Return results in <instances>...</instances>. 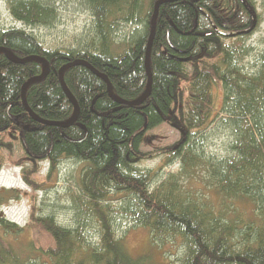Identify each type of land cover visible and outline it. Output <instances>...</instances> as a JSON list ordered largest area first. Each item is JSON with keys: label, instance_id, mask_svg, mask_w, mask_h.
<instances>
[{"label": "trees", "instance_id": "16d2710c", "mask_svg": "<svg viewBox=\"0 0 264 264\" xmlns=\"http://www.w3.org/2000/svg\"><path fill=\"white\" fill-rule=\"evenodd\" d=\"M157 1L84 0L93 18L88 33L76 46L51 48L27 29L52 27L59 16L55 1L6 0L23 27L0 29V47L16 59L0 53V132L19 139L28 161L49 163L47 181L66 160L84 165L67 195L71 220L52 212L35 217L32 209L22 228L0 216V264H153L147 255L130 254L118 234L125 223L146 228L153 244L180 239L183 253L175 264H264V53L247 68V39L255 30L238 34L254 22L246 5L260 23L256 2L162 4L149 61L151 92L138 103L148 88L145 56ZM27 57L49 64L47 76L25 92L30 109L47 122L65 124L75 115L59 72L76 60L105 75L124 103L110 96L106 80L75 65L63 80L78 120L42 124L27 112L22 89L45 65L19 62ZM216 87L223 89L224 126L232 132L231 154L221 159L206 155L200 142L218 115ZM165 122L182 127L181 147L167 151L161 167L141 169L140 160L162 154L140 150L145 133ZM175 161L178 171L163 180L162 167ZM189 182L198 186L187 188ZM15 196L1 190L0 209ZM22 230L32 237L15 248L11 242Z\"/></svg>", "mask_w": 264, "mask_h": 264}, {"label": "rangeland", "instance_id": "374dc122", "mask_svg": "<svg viewBox=\"0 0 264 264\" xmlns=\"http://www.w3.org/2000/svg\"><path fill=\"white\" fill-rule=\"evenodd\" d=\"M53 1L59 11L56 23L52 27L27 30L34 32L46 47L66 48L72 47L74 44L76 46L75 41L88 33L93 21L84 0ZM255 2L256 12L261 16V19L255 31L247 39V47L250 49V54L245 60L247 68L250 64L252 66L255 59L264 53V0H255ZM11 26L23 27L21 23L15 22L11 17L6 0H0V29ZM131 30L132 27L128 26L123 31L130 32ZM213 95L216 106L215 113L218 112V115L204 132L205 135L201 133L198 138L200 139L204 135V139H200V142L206 155L221 159L231 154L232 132L226 128V125L224 126L225 114L221 110L223 108V89L221 87L214 88ZM180 130H182L181 126L165 122L146 132L140 150L155 155L160 151L162 154L140 160L138 166L141 169L161 167L167 151L181 147L183 136ZM184 148L186 149V146ZM83 165L80 162L66 160L53 171L52 178L47 181L49 163L44 160L37 163L28 161L19 139L12 137L9 132H0V191L7 189L16 195V198L2 206L0 216L15 222L22 228L31 222L32 209H34L35 217H42L46 212H52L56 214L59 221L71 220L73 214L69 213V208H72V204L68 201L67 195L70 191L76 190L75 182ZM179 167L180 164L177 161L162 167L160 177L164 180L169 174L177 172ZM196 177L198 178V176ZM186 186L187 188H196L198 184L189 182ZM23 231L18 241H10L15 248L17 245L22 248L32 237L31 230ZM118 234L132 256L147 255L153 264H175L183 253V242L180 239L173 238L165 243L153 244L150 232L139 225L125 223L120 227ZM43 240L46 239L43 238ZM32 264L38 263L32 260Z\"/></svg>", "mask_w": 264, "mask_h": 264}, {"label": "water", "instance_id": "95a60500", "mask_svg": "<svg viewBox=\"0 0 264 264\" xmlns=\"http://www.w3.org/2000/svg\"><path fill=\"white\" fill-rule=\"evenodd\" d=\"M170 1H174V0H159L156 2L155 4V10H154V13H153V16H152V20H151V31H150V36H149V43H148V47H147V52H146V56H145V66H146V70H147V74H148V88H147V92L145 93V95L138 101V103H142L144 100H146L149 95H150V92H151V87H152V76H151V72H150V66H149V61H150V56H151V52H152V47H153V41H154V35H155V30H156V23H157V18H158V14H159V8L162 4L166 3V2H170ZM245 3H246V0H245ZM246 8L248 9L249 13L252 15L253 19H254V22L252 24V26L247 29V30H244V31H241L239 32L238 34H250L251 32H253L256 28V25H257V15L255 14V10L250 8L248 5H246ZM0 53H4L5 55H7V57H9L10 59L12 60H16L12 55H10L8 53V51L2 47H0ZM32 59H37V60H40L44 63L45 65V72L40 75V76H37V77H33L31 79H29L25 85L23 86V89H22V101H23V104L27 110V112L32 116L34 117L38 122L42 123V124H49V125H52V124H55V125H61V126H68L72 123H75L77 120H78V116H79V108H78V105L74 99V97L72 96V94L70 93V91L68 90L64 80H63V73L66 69L72 67V66H75V65H83L87 68H89L92 72H94L95 74L99 75L100 77H102L104 80H106L107 82V89H108V92L110 94V96L112 98H114L115 100H117V102L119 103H124V101L122 100H119L117 98H115L113 96V93H112V85L111 83L109 82L108 78L101 74L100 72H98L94 67H92L88 62L84 61V60H76V61H73L71 63H68L66 65H64L61 69H60V80H61V84H62V87L64 89V92L65 94L67 95L69 101L74 105L75 107V115L73 117V119L71 121H69L68 123H65V124H58V123H50V122H47L39 117H37L35 115V113L30 109V107L28 106L27 104V101H26V89L27 87L37 81V80H41V79H44L48 72H49V64L46 60L44 59H41V58H38V57H27L23 60H19V62H25V61H28V60H32ZM12 123L14 124H18V121H17V118L16 117H10ZM84 128V126H82Z\"/></svg>", "mask_w": 264, "mask_h": 264}, {"label": "bare ground", "instance_id": "6f19581e", "mask_svg": "<svg viewBox=\"0 0 264 264\" xmlns=\"http://www.w3.org/2000/svg\"><path fill=\"white\" fill-rule=\"evenodd\" d=\"M256 14V13H255ZM257 15V14H256ZM258 17V16H257ZM257 24H258V19H257ZM257 26V25H256Z\"/></svg>", "mask_w": 264, "mask_h": 264}]
</instances>
